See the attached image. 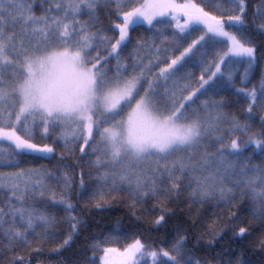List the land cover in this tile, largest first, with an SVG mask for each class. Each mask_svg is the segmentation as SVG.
I'll list each match as a JSON object with an SVG mask.
<instances>
[{
    "label": "snow or ice",
    "instance_id": "snow-or-ice-1",
    "mask_svg": "<svg viewBox=\"0 0 264 264\" xmlns=\"http://www.w3.org/2000/svg\"><path fill=\"white\" fill-rule=\"evenodd\" d=\"M0 169V264L264 257V0H0Z\"/></svg>",
    "mask_w": 264,
    "mask_h": 264
},
{
    "label": "trees",
    "instance_id": "trees-1",
    "mask_svg": "<svg viewBox=\"0 0 264 264\" xmlns=\"http://www.w3.org/2000/svg\"><path fill=\"white\" fill-rule=\"evenodd\" d=\"M104 19V23L108 24L110 21L107 18H103ZM112 21H115V17L112 18ZM110 35L112 33H109ZM116 35H118V32L116 33ZM151 33L150 32H145L143 29L138 30L137 32H133L132 36L134 39L137 38H150L151 37ZM196 35H199V33H195L193 38H195ZM196 75H199V72L197 70ZM257 80H258V76H257ZM256 81H254L255 83ZM253 163H259L260 162V155H259V150H257L256 156L252 161ZM54 160H48V159H41V160H36L33 161V159L31 157H27L26 158V162L22 163L20 165V167L22 168H31V167H35L38 168L41 165H44L46 167H48L49 169H52L54 167ZM15 169H0V171H14ZM211 212L212 209H209L208 212V216H209V222H210V218H211ZM95 217V222L92 223L91 228L89 229V231L87 233L84 234V236H91L93 234H95L97 237L101 236V235H107L108 232L110 231V226L112 224V222L114 221L115 218L117 217H121L123 218V221L125 224L129 223L128 218L126 213L124 212V210L122 208H115L114 210L110 211V212H105V213H95L94 214ZM155 235V234H153ZM231 235V233L228 234V236H225V238L221 241H219L216 249L214 251L218 252L220 251V249L222 247H227L229 245V243L233 244V247H235V242H231L229 241V236ZM84 236L78 237L76 239V243L72 245V248L69 249L67 252L64 253V256L68 259V264H71V259L73 258L74 255H80V253L78 252L79 249H82L86 243ZM204 239H210L209 236L205 235ZM130 242V240H121L118 243H114V244H110V245H106V246H112V247H121L122 244L124 243H128ZM50 246H54V245H48ZM164 247H167V245H163ZM191 247V244L189 245ZM195 251V249H194ZM92 249H87L86 251H84L82 253L83 256H87V257H91L92 256ZM101 253H97V257L100 255ZM208 253L205 251H199L196 252V255L199 256H204L207 255ZM247 259L251 260L253 262V264H259V261L261 259H264V257L261 256L260 253H249V255L246 257ZM44 260H48L51 259L52 261H55L57 259L56 256H52V257H43ZM33 264H36L35 260L33 261Z\"/></svg>",
    "mask_w": 264,
    "mask_h": 264
}]
</instances>
